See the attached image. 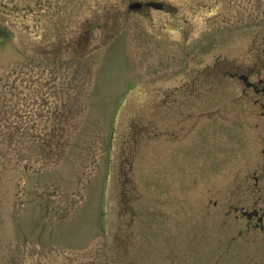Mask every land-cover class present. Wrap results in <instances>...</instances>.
Here are the masks:
<instances>
[{
	"label": "rangeland",
	"instance_id": "374dc122",
	"mask_svg": "<svg viewBox=\"0 0 264 264\" xmlns=\"http://www.w3.org/2000/svg\"><path fill=\"white\" fill-rule=\"evenodd\" d=\"M263 69L264 0H0V264H264Z\"/></svg>",
	"mask_w": 264,
	"mask_h": 264
},
{
	"label": "flooded vegetation",
	"instance_id": "af4514ba",
	"mask_svg": "<svg viewBox=\"0 0 264 264\" xmlns=\"http://www.w3.org/2000/svg\"><path fill=\"white\" fill-rule=\"evenodd\" d=\"M135 3H141L142 4L141 8H143L146 7L145 4L148 2H135ZM240 77H246L247 79L242 80L240 79ZM238 78L244 84L249 83L250 86L247 88L251 90L254 94L261 95L263 97V101H261L260 98H257L253 102L255 105H258L260 108V116L263 118V128H264V69H263V78L258 79L257 84L250 83L246 75H240ZM261 154L263 157V165H262L263 168L259 173L253 172V176H252L253 183L251 185V190H250L251 197L249 198V205L243 206L238 204L235 205L229 204L227 205L228 210L226 212V213H231V212L235 213L234 215L235 219L238 218L237 214H239L245 220V227L247 231L246 233L249 232L253 233L251 236L255 235L254 232H258L260 234L264 233V131L262 136ZM206 206L213 207L214 209L220 207L218 201L216 200L213 201L208 200L206 202ZM204 215L206 216L207 214ZM204 229L206 230V225H204ZM240 235H242V233H240Z\"/></svg>",
	"mask_w": 264,
	"mask_h": 264
},
{
	"label": "water",
	"instance_id": "95a60500",
	"mask_svg": "<svg viewBox=\"0 0 264 264\" xmlns=\"http://www.w3.org/2000/svg\"><path fill=\"white\" fill-rule=\"evenodd\" d=\"M146 7H150V8H153L155 10H162L163 9V6L161 3H158V2H148L145 4ZM142 7V4L141 3H132V4H129L128 6V9L129 10H138ZM240 79L242 80H246L247 78L246 77H240ZM246 87H249L250 84L249 83H246L245 84Z\"/></svg>",
	"mask_w": 264,
	"mask_h": 264
}]
</instances>
